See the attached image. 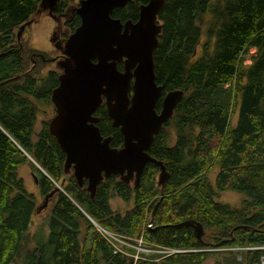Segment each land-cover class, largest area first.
<instances>
[{
    "label": "trees",
    "instance_id": "1",
    "mask_svg": "<svg viewBox=\"0 0 264 264\" xmlns=\"http://www.w3.org/2000/svg\"><path fill=\"white\" fill-rule=\"evenodd\" d=\"M74 1L57 0L52 11H72L63 23L69 33L79 24ZM145 2L130 0L111 16L135 21ZM40 3L0 0V264H258L260 250L242 249L239 260L216 249L264 244V0H164L152 53L155 82L161 96L180 90L182 97L147 152L168 178L158 185V166L147 161L137 185L110 174L93 197L85 179L79 186L71 169L64 172L65 154L48 120L34 129L45 106L55 111L50 93L60 73L42 71L56 56L31 60L32 49L16 39ZM116 67L122 70V61ZM93 115L109 145L121 146L103 102ZM22 165L32 168L42 196L60 187L45 229L32 233L36 200L17 174ZM226 190L242 194L237 206L217 199ZM114 196L128 204L123 212L111 206ZM191 222L201 225L199 238ZM138 240L147 255L137 252Z\"/></svg>",
    "mask_w": 264,
    "mask_h": 264
},
{
    "label": "water",
    "instance_id": "2",
    "mask_svg": "<svg viewBox=\"0 0 264 264\" xmlns=\"http://www.w3.org/2000/svg\"><path fill=\"white\" fill-rule=\"evenodd\" d=\"M128 1L78 0L73 11L79 17V24L61 45L56 43L54 33L50 38L62 58L57 61L60 70L57 85L50 93L55 114L48 121V131L65 154L64 172L71 169L79 186L85 179L90 197L97 183L110 174H118L125 183L133 180L137 185L147 161L158 166V185L168 178L163 163L147 152L154 135L171 117L182 97L180 90H169L161 96L162 88L155 82L152 53L161 29L157 12L164 0L140 4L135 21L111 16L114 8H121ZM56 2L41 0L39 6L46 8L54 20L61 17L52 13ZM28 24L30 21L20 25L17 40ZM34 56L31 54L30 59ZM36 56L44 59L41 54ZM119 61L122 70L116 67ZM159 98L160 109L156 110ZM102 102L112 125L118 126L122 134L119 147L110 146L109 136L103 137L95 125L97 117L93 113ZM59 189L56 185L44 195L40 207L46 206ZM191 224L199 238L203 232L201 225Z\"/></svg>",
    "mask_w": 264,
    "mask_h": 264
},
{
    "label": "rangeland",
    "instance_id": "3",
    "mask_svg": "<svg viewBox=\"0 0 264 264\" xmlns=\"http://www.w3.org/2000/svg\"><path fill=\"white\" fill-rule=\"evenodd\" d=\"M78 2V0H75L72 2V6L75 5V3ZM70 4V5H71ZM39 12L36 11L34 14V21H32L30 24L26 25L24 27V30L21 34V41L25 48H31L34 54H45L46 56L55 57L56 56V62L49 61V64H46L42 71L46 69H58L57 61L62 58L61 52L58 48H54L50 38L52 33H54V38L56 37V43H60V45L63 43V40L60 39L62 34H68V28L63 24L64 17H56V20L51 18L47 14V9L40 7ZM66 17V16H65ZM65 39V38H64ZM199 52V46L196 49V53ZM32 53V54H33ZM254 54V49L251 48L248 50L247 54L244 58V63H249L251 61V56ZM45 112H41L37 116V120L34 124V129L36 130L39 126V120L41 119H49L55 114V111H51V107L45 106L44 108ZM232 121H235V116L232 117ZM17 174L23 179L24 188L27 192L32 193L36 200V209L33 212L31 223L29 227V233L33 232L37 228L45 229V221L48 215V210L52 201V196L49 198L48 203L44 207H40L43 201V197L40 192L39 188L35 183L34 176L32 173V168H30L29 165H22L18 168ZM215 175V167H212L210 171L208 172V179L212 182ZM242 198V194L235 192V191H222L218 194V200L224 203H227L231 206H237ZM111 206L113 208H116L117 210L123 212L124 209L127 207L128 204L123 202L120 198L114 196L110 199ZM119 242H122L118 240ZM141 240H138V245L135 246L137 249V252H140L141 254H148V249L145 247L140 246ZM244 247H239L238 249H216V250H230L237 253L236 258L240 260L241 253L244 252L242 249H246ZM167 251V250H164ZM170 251V250H168ZM209 260L208 262H211Z\"/></svg>",
    "mask_w": 264,
    "mask_h": 264
},
{
    "label": "built area",
    "instance_id": "4",
    "mask_svg": "<svg viewBox=\"0 0 264 264\" xmlns=\"http://www.w3.org/2000/svg\"><path fill=\"white\" fill-rule=\"evenodd\" d=\"M239 247H232L231 249H238ZM246 249H257L260 250V255L258 258V264H264V244H260V245H253V246H247L245 247ZM170 251H174V250H170Z\"/></svg>",
    "mask_w": 264,
    "mask_h": 264
},
{
    "label": "flooded vegetation",
    "instance_id": "5",
    "mask_svg": "<svg viewBox=\"0 0 264 264\" xmlns=\"http://www.w3.org/2000/svg\"><path fill=\"white\" fill-rule=\"evenodd\" d=\"M70 14H72V11H68L66 10L65 12L61 13V17H64V20L66 21L67 20V17L70 16ZM66 16V17H65ZM63 20V21H64ZM64 23V22H63ZM68 35V34H67ZM64 38L66 37H63V34L61 35L60 39L64 40ZM56 49V48H55Z\"/></svg>",
    "mask_w": 264,
    "mask_h": 264
}]
</instances>
